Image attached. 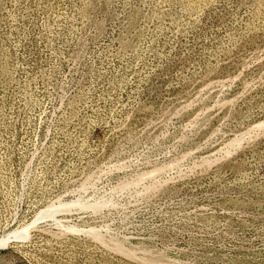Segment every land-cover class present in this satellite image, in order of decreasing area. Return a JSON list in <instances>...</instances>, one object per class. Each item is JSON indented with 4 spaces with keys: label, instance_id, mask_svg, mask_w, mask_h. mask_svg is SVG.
I'll use <instances>...</instances> for the list:
<instances>
[{
    "label": "rangeland",
    "instance_id": "rangeland-1",
    "mask_svg": "<svg viewBox=\"0 0 264 264\" xmlns=\"http://www.w3.org/2000/svg\"><path fill=\"white\" fill-rule=\"evenodd\" d=\"M0 264H264V0H0Z\"/></svg>",
    "mask_w": 264,
    "mask_h": 264
}]
</instances>
